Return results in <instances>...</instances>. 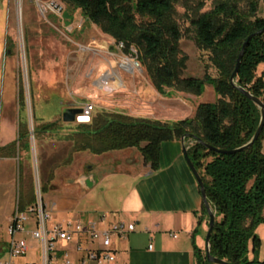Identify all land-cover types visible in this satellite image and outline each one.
I'll return each mask as SVG.
<instances>
[{
	"label": "trees",
	"instance_id": "trees-1",
	"mask_svg": "<svg viewBox=\"0 0 264 264\" xmlns=\"http://www.w3.org/2000/svg\"><path fill=\"white\" fill-rule=\"evenodd\" d=\"M60 1L79 8L85 19L120 45L124 54L135 56L158 93L171 96L182 92L199 97L204 86L209 85L215 95L212 102L198 103L191 116L173 122L99 110L91 114L89 122L77 123L76 130L67 136L70 152L102 154L135 147L143 163L154 170L161 142L179 140L184 134L224 150L250 140L259 122V109L236 87L264 104V34L250 39L234 76L235 86L229 77L245 37L264 25V18L257 15L262 0H248L245 12L239 11L236 3L220 1L212 9L189 18L195 43L206 52L215 71L213 75L205 71L202 76L183 75L187 58L179 48L183 32L174 18L172 0ZM261 63L263 69L257 74ZM18 91L22 102L21 89ZM56 128V123L50 122L36 126L33 132L47 133ZM18 140L27 146L28 131L21 124ZM263 140L264 126L248 148L219 154L185 138L191 142L188 156L215 212L209 252L230 264H264L257 258L260 239L255 234L256 227L264 223ZM1 148L12 151L15 143ZM194 253L196 264H213L196 246Z\"/></svg>",
	"mask_w": 264,
	"mask_h": 264
},
{
	"label": "rangeland",
	"instance_id": "rangeland-1",
	"mask_svg": "<svg viewBox=\"0 0 264 264\" xmlns=\"http://www.w3.org/2000/svg\"><path fill=\"white\" fill-rule=\"evenodd\" d=\"M220 1L236 3L241 12L247 9L248 0H172L174 18L183 32L179 48L187 58L183 75L215 73L208 55L195 43L189 18L212 9ZM257 15L264 18V0ZM106 75V85L100 84ZM117 75L115 85L112 78L116 81ZM132 81L135 86L150 79L136 57L124 54L120 45L85 19L79 8L60 0H0V192L5 202L14 196L16 200L17 196L32 195L34 204L40 197L54 207L56 221L74 218L77 210L88 208L90 203L83 191L75 192L72 186L61 184L82 163L71 162L65 167L71 146L67 136L76 130L77 123L64 122L62 113L66 108L85 104L93 105L92 115L99 110L115 111L120 108L115 105L116 99L124 107L130 106ZM202 99L213 101V92L211 95L205 86ZM50 122L56 123L55 130L34 134L36 126ZM20 124L28 131L25 147L18 140ZM12 142V151L1 148ZM51 171L55 176L49 182ZM10 206L4 204L3 215ZM2 225L0 240L6 244V218ZM260 225L255 229L256 236L262 231ZM32 244L36 246V242ZM35 256L30 250L21 261ZM5 257L4 252L0 259Z\"/></svg>",
	"mask_w": 264,
	"mask_h": 264
},
{
	"label": "crops",
	"instance_id": "crops-1",
	"mask_svg": "<svg viewBox=\"0 0 264 264\" xmlns=\"http://www.w3.org/2000/svg\"><path fill=\"white\" fill-rule=\"evenodd\" d=\"M262 69L261 63L257 66V74H260ZM106 77L107 75L103 79ZM129 87L132 99L130 106L124 107V104L116 99L115 105L122 109L116 108L115 111L133 117L173 122L191 116L197 104L204 102L203 93L199 97L182 92L171 97L160 94L151 81H140L135 86L132 81ZM205 89L212 95L211 86L205 85ZM167 91L168 89H165V92ZM214 98L213 92V101ZM185 144L188 146L191 142L185 141ZM70 150L65 160L68 165L65 167L71 162L82 163L78 171L67 181L63 178L61 184L72 186L75 192L83 191L90 206L77 210L74 218L63 220L94 221L98 219L99 214H105V220L98 223L99 230L117 222L133 223L135 226L131 232L112 237L108 251L114 256V260L106 264H196L194 246L205 252L208 214L199 185L183 156L180 139L161 142L158 166L154 170L143 163L142 156L135 147L102 154ZM262 151L264 152V140ZM52 172L48 174L49 182L55 176ZM64 174L66 176V173ZM51 188L56 186L52 185ZM8 193L9 190L6 189V196ZM5 198L0 192V231L3 218L8 222L16 206L21 212H25L34 201L30 200L34 198L32 195L17 196L16 200L14 196L6 202ZM4 202L11 205L6 216L2 212ZM44 205L53 212V206L49 207L46 203ZM210 208L214 212L211 206ZM260 227L262 231L258 236L260 248L257 258L264 260V226ZM33 228L34 218L30 216L23 225V230L17 233V237L26 239L30 246L28 251L32 250L36 256L21 261L27 251L15 259V264H41L39 243L30 235ZM32 242H36V246H33ZM8 243L9 241L3 244L0 240V257L4 252L6 256ZM78 246L81 249H78ZM250 248L249 244V259L253 258ZM55 250L58 256L64 251L67 252L72 264H95V259L88 251L98 252L104 249L99 239L76 236L72 242L56 243Z\"/></svg>",
	"mask_w": 264,
	"mask_h": 264
},
{
	"label": "built area",
	"instance_id": "built-area-1",
	"mask_svg": "<svg viewBox=\"0 0 264 264\" xmlns=\"http://www.w3.org/2000/svg\"><path fill=\"white\" fill-rule=\"evenodd\" d=\"M80 108L82 111L75 116L74 122H89L93 105L85 104ZM30 216L34 218V228L30 230V235L39 243L41 264H72L67 252L64 251L58 256L55 245L59 242H72L76 236L88 237L91 240L99 239L104 250L88 251V254L95 259V264L110 263L114 260V256L108 251L112 237L122 236L135 228L133 223L117 222L99 230L97 228L98 223L105 220V214H99L98 219L94 221H56L53 219L52 210L46 207L41 198L38 197L36 202L29 206L25 212H21L16 206L9 217L6 226V232L9 236L8 249L6 257L0 260V264H15V259L23 256L30 249L26 239L17 237V233L23 230V225ZM78 249L81 248L78 246Z\"/></svg>",
	"mask_w": 264,
	"mask_h": 264
},
{
	"label": "water",
	"instance_id": "water-1",
	"mask_svg": "<svg viewBox=\"0 0 264 264\" xmlns=\"http://www.w3.org/2000/svg\"><path fill=\"white\" fill-rule=\"evenodd\" d=\"M261 34H264V25L261 28L255 30L254 32H251L250 34H248L245 37L244 41L242 42L240 50H239L238 55H237L235 67H234V69H233V71H232V73L230 74V77H229V82L233 86H235L234 76H235V74H236V72H237V70L239 68L240 61L242 59V56H243L245 48L247 47V45H248V43H249V41H250V39L252 37L257 36V35H261ZM236 88L244 96H246L249 100H251L257 106V108L259 109V122H258V125H257L253 135L251 136L250 140L247 143H245L244 145H242L240 147H237V148L224 150V149H219V148L210 146L209 144L203 142L200 138H198V137H196V136H194L192 134H184L180 138V141L182 143L183 156L185 158V161H186L189 169L191 170L193 176L195 177V179H196V181H197V183L199 185L200 193H201L202 200H203V204H204V207H205V209L207 211V214H208V221H207L208 228H207V232H206V235H205V256H206L207 261L209 263H213V264H230V263L225 261V260H223V259L213 257L210 254V252H209L210 233H211L213 225H214L215 214L211 210V208L209 206V203H208V201L206 199V194H205V190H204V187H203L202 180H201L198 172L196 171L193 163L191 162V160H190V158L188 156V153H187L188 147L185 144V138L189 137L192 140H194L195 142L202 144L208 150H211V151H213L215 153H219V154L234 153L236 151L248 148L258 138L259 134L261 133V131L263 129V126H264V104H263V102L260 99H258L257 97H254L253 95H251L247 90H245V89H243L241 87H236ZM81 111H82V109L80 107H69V108H66L64 110V112L62 113V120L64 122H67V123L68 122H74L75 116L80 114Z\"/></svg>",
	"mask_w": 264,
	"mask_h": 264
},
{
	"label": "bare ground",
	"instance_id": "bare-ground-1",
	"mask_svg": "<svg viewBox=\"0 0 264 264\" xmlns=\"http://www.w3.org/2000/svg\"><path fill=\"white\" fill-rule=\"evenodd\" d=\"M114 73H116V71H114ZM115 75V74H114ZM113 75V76H114ZM108 76V75H107ZM113 79V82H114V84L116 85L117 84V82H118V75H117V80L115 81V78H112ZM106 78H104V79H102V81L100 82V84H102V85H106ZM188 147V146H187Z\"/></svg>",
	"mask_w": 264,
	"mask_h": 264
}]
</instances>
